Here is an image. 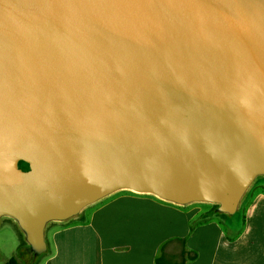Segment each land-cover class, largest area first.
I'll return each mask as SVG.
<instances>
[{
  "label": "water",
  "instance_id": "1",
  "mask_svg": "<svg viewBox=\"0 0 264 264\" xmlns=\"http://www.w3.org/2000/svg\"><path fill=\"white\" fill-rule=\"evenodd\" d=\"M264 176V0H0V220L128 189L233 215Z\"/></svg>",
  "mask_w": 264,
  "mask_h": 264
},
{
  "label": "crops",
  "instance_id": "2",
  "mask_svg": "<svg viewBox=\"0 0 264 264\" xmlns=\"http://www.w3.org/2000/svg\"><path fill=\"white\" fill-rule=\"evenodd\" d=\"M217 204L178 205L128 189L49 222L35 255L17 221L0 220V264H264V176L235 214ZM5 218V223H3Z\"/></svg>",
  "mask_w": 264,
  "mask_h": 264
},
{
  "label": "trees",
  "instance_id": "3",
  "mask_svg": "<svg viewBox=\"0 0 264 264\" xmlns=\"http://www.w3.org/2000/svg\"><path fill=\"white\" fill-rule=\"evenodd\" d=\"M217 209L219 210V206L217 205ZM36 255V254H35ZM10 264H17V262H15L14 260L10 261Z\"/></svg>",
  "mask_w": 264,
  "mask_h": 264
},
{
  "label": "rangeland",
  "instance_id": "4",
  "mask_svg": "<svg viewBox=\"0 0 264 264\" xmlns=\"http://www.w3.org/2000/svg\"><path fill=\"white\" fill-rule=\"evenodd\" d=\"M216 207H217V206H216ZM3 221H4L3 223H5V218H3Z\"/></svg>",
  "mask_w": 264,
  "mask_h": 264
}]
</instances>
